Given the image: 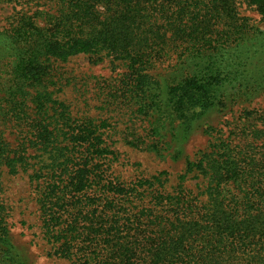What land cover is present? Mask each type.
<instances>
[{
  "label": "trees",
  "instance_id": "1",
  "mask_svg": "<svg viewBox=\"0 0 264 264\" xmlns=\"http://www.w3.org/2000/svg\"><path fill=\"white\" fill-rule=\"evenodd\" d=\"M51 1L48 10L23 14L10 29H0V167L14 174L16 163L29 165L27 149L39 153L49 170L39 203L54 254L74 264H264V116L251 145L214 146L188 164L173 194H164L165 172L129 188L106 182L94 163L111 154L99 132L103 125L76 124L64 112L55 114L54 106L63 105L49 92H29L41 85L51 62L82 54L120 61L135 97L145 101L162 91L161 78L151 74L153 61L179 46L188 75L177 83L176 67L165 80L166 89L174 82L169 102L176 115L203 112L224 82L253 86L243 54L254 36L237 23L235 0ZM244 3L262 8V0ZM211 45V54L198 49ZM21 117L30 128L25 154L5 156L1 127ZM195 172L202 176L193 196L184 183ZM33 177L39 180L41 172ZM132 200L138 204L126 206ZM8 239L0 201L3 263L23 264Z\"/></svg>",
  "mask_w": 264,
  "mask_h": 264
},
{
  "label": "rangeland",
  "instance_id": "2",
  "mask_svg": "<svg viewBox=\"0 0 264 264\" xmlns=\"http://www.w3.org/2000/svg\"><path fill=\"white\" fill-rule=\"evenodd\" d=\"M53 4L51 0H0V29H10L21 15L48 10ZM261 6L235 0L237 23L243 26L240 27L244 32L254 36L243 54L248 59L247 76L253 86L245 90L224 82L222 91L215 94L214 104L203 112L179 115L177 110L176 115L169 102L167 93L173 90L169 88L174 82L166 83L170 85L166 89L165 80L172 78L176 67L177 83H182L181 79L188 75L189 67L180 63L184 50L179 46L177 53L153 61L151 74L161 78L162 91H153L155 94H150L145 101L135 97L128 70L120 61L82 54L65 62H51L41 85H35L36 88L29 92H49L52 100L63 105L60 109L54 106L55 114L64 112L76 124L103 125L99 132L111 154L96 158L94 163L98 164V171L106 182L129 188L139 180L165 172L162 190L164 194H173L178 176L185 173L190 162H196L203 153L221 144L244 149L253 143L252 132L263 127L264 84L257 85L264 80V0ZM216 29L220 27L216 25ZM212 45L198 49L211 54ZM26 105L30 107L28 110ZM182 107L177 104V109ZM25 110L34 116V107L29 102L25 103ZM28 122V118L21 117L1 127L5 156L18 158L25 154L22 146L29 138ZM38 155L33 149H27L25 156L29 157V165L21 168L22 163H16L14 174L9 173L7 167H0V201L8 241L23 264H74L73 259L54 254L44 233L39 199L43 179L48 177L49 170ZM38 171L41 172L39 180L33 177ZM190 176L193 177L184 183V190L195 196L200 191L195 184L201 181L202 175L195 172ZM137 204L132 200L126 206ZM0 264H11L9 261L3 263L1 251Z\"/></svg>",
  "mask_w": 264,
  "mask_h": 264
}]
</instances>
